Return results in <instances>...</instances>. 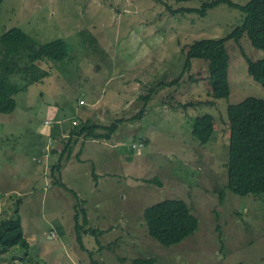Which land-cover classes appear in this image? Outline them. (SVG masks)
<instances>
[{
  "label": "rangeland",
  "instance_id": "1",
  "mask_svg": "<svg viewBox=\"0 0 264 264\" xmlns=\"http://www.w3.org/2000/svg\"><path fill=\"white\" fill-rule=\"evenodd\" d=\"M201 5L202 0L3 1L0 35L18 26L36 45L67 40L70 54L12 76L20 89L15 110L0 112V216H9L19 199L31 247H0V264H133L138 256H154L155 264H264V193L232 192L226 166L228 104L247 96L264 98V86L248 72L232 39L226 43L231 55L228 98L213 97L203 79L208 75L204 59L194 58L192 68L184 69L183 45L221 38L245 16L228 1L205 15L172 11ZM241 46L252 59L264 57L247 35ZM27 59L21 64L28 66ZM34 70L39 81H34ZM179 76L180 86L161 83ZM171 92L176 101L204 102L173 107ZM142 95L150 96L147 104ZM144 106L143 116L132 119ZM204 114L219 122L206 143L191 132L196 117ZM80 116L103 125L125 120L111 139H80L73 156L63 159L61 179L75 196L51 176L60 153L51 151L50 142L60 137L51 136L48 126L50 120L65 125ZM154 177L161 184L148 181ZM166 198L187 200L199 217L195 233L170 246L149 233L143 216L147 205ZM77 202L87 209L89 225L105 230L97 236L99 243L85 233L87 249L76 238Z\"/></svg>",
  "mask_w": 264,
  "mask_h": 264
},
{
  "label": "trees",
  "instance_id": "2",
  "mask_svg": "<svg viewBox=\"0 0 264 264\" xmlns=\"http://www.w3.org/2000/svg\"><path fill=\"white\" fill-rule=\"evenodd\" d=\"M4 0H0L1 6ZM183 1V0H177ZM228 1L232 6L239 7L245 16L241 24L236 26L229 34L221 38L205 37L192 43L183 45L186 56L185 70H190L194 58L204 59L208 65V75L203 77L210 86L214 98H228L231 93L229 80V66L231 55L227 48V41L234 40L240 47L245 57L248 72L255 80L264 86V57L252 59L241 46V39L247 35L252 44L264 51V0H249L245 4H237L231 0H202L201 7L172 9L198 11L205 15L207 10L220 2ZM171 7V6H170ZM171 9V8H170ZM70 54V43L65 39H55L44 44L36 45L29 35L20 27L13 26L0 35V112L10 113L17 107L15 94L20 86L12 80L15 73L24 70H37L39 61L57 60L64 61ZM28 58V66L21 64L20 59ZM35 70L33 71L35 73ZM47 73V72H46ZM45 74V73H43ZM41 75L35 73L34 81H39ZM181 76L169 81H163L164 85L182 84ZM196 81L198 79H195ZM147 101L149 95H142ZM203 100L176 101L172 92L169 95V104L173 107H188L203 103ZM212 103L214 100L211 101ZM147 106H144L134 118L143 116ZM228 122L230 128L229 155L227 159V187L234 193L245 196L248 194L260 195L264 193V98L247 96L242 101L228 104ZM75 118V117H74ZM72 118L65 125H54L50 120V126L54 136H59L51 151L60 153V159L51 167L53 180L64 188L70 189L76 196L77 192L67 186L61 179V168L66 161L73 156V151L80 139L98 138L111 139L119 127L123 117L115 118L109 125L95 122L89 116H80L77 124H73ZM48 119L45 120V123ZM219 122L216 116L204 114L196 117L191 132L195 139L206 143L218 129ZM59 129L58 134L56 130ZM64 134H66L65 137ZM84 143V141H83ZM77 151L80 152L84 145ZM62 144L61 146H59ZM55 145H58L55 147ZM58 171V175L56 172ZM94 178L98 174L93 171ZM161 184L157 177L148 179ZM14 197V195H10ZM223 197V191L221 192ZM2 195L0 194V203ZM17 200V201H16ZM15 200L13 212L9 216H0V247H19L29 250L31 243L25 236L22 218L19 211V199ZM75 230L76 238L82 248L87 249L84 243L85 233H91L99 243V236L105 230L89 225L86 208H80V202L76 203ZM79 205V206H78ZM83 215V217H82ZM143 216L148 225L149 233L166 246L179 243L190 234L195 233L199 227V217L193 212L189 202L183 198H166L149 204L145 207ZM55 234V233H54ZM92 254V250H89ZM133 264H155L154 256H138L133 258ZM44 264H47L44 262ZM238 264H244L240 261Z\"/></svg>",
  "mask_w": 264,
  "mask_h": 264
},
{
  "label": "crops",
  "instance_id": "3",
  "mask_svg": "<svg viewBox=\"0 0 264 264\" xmlns=\"http://www.w3.org/2000/svg\"><path fill=\"white\" fill-rule=\"evenodd\" d=\"M46 125H47V124H46ZM48 127H49L48 129H49L50 134H51V133H52V128L50 127V125H49ZM58 131H59V129L56 130V133H57V134H58ZM52 135H53V134H51V136H52ZM53 136H54V135H53ZM55 137H56V136H54V138H55Z\"/></svg>",
  "mask_w": 264,
  "mask_h": 264
},
{
  "label": "built area",
  "instance_id": "4",
  "mask_svg": "<svg viewBox=\"0 0 264 264\" xmlns=\"http://www.w3.org/2000/svg\"><path fill=\"white\" fill-rule=\"evenodd\" d=\"M81 101H83V100H81ZM72 122H73V124H77L78 123V119L74 118Z\"/></svg>",
  "mask_w": 264,
  "mask_h": 264
}]
</instances>
